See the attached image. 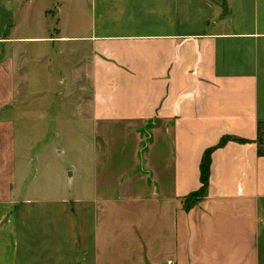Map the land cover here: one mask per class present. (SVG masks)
Listing matches in <instances>:
<instances>
[{
    "label": "crops",
    "instance_id": "0c3cea01",
    "mask_svg": "<svg viewBox=\"0 0 264 264\" xmlns=\"http://www.w3.org/2000/svg\"><path fill=\"white\" fill-rule=\"evenodd\" d=\"M223 1L0 0V264H264V0Z\"/></svg>",
    "mask_w": 264,
    "mask_h": 264
},
{
    "label": "trees",
    "instance_id": "16d2710c",
    "mask_svg": "<svg viewBox=\"0 0 264 264\" xmlns=\"http://www.w3.org/2000/svg\"><path fill=\"white\" fill-rule=\"evenodd\" d=\"M218 4H220L223 12L227 9L226 3L223 0H215ZM225 15V13H224ZM227 137H223L218 147H221L226 142ZM257 143L258 145H262L264 143V123L258 124L257 127ZM211 152L212 149H208L204 152L201 161H200V187L198 190L188 194L184 197V204L185 206H191L197 204L201 201L207 193V185H208V178H209V170H210V162H211ZM259 155H263L261 150H258Z\"/></svg>",
    "mask_w": 264,
    "mask_h": 264
},
{
    "label": "rangeland",
    "instance_id": "374dc122",
    "mask_svg": "<svg viewBox=\"0 0 264 264\" xmlns=\"http://www.w3.org/2000/svg\"><path fill=\"white\" fill-rule=\"evenodd\" d=\"M87 1V0H86ZM69 8L70 7H72L73 6V3L72 2H69L68 4H66ZM84 4H83V0H82V7H81V5L79 4V6L81 7V9H82V13H83V10H84V12H85V10H87V5L85 4L84 6H83ZM40 6V5H39ZM49 10H55V6H52V5H50L49 6ZM84 24H85V20L83 21V23H82V26L81 27H83L84 26ZM58 79L55 77L54 78V80L52 81V85L50 86V88H51V92H53V94H51L50 96L48 95V97L46 98V101L45 102H36V107H37V105H43V107L44 106H46L47 107V110H48V114L50 115L49 116V121H51L50 122V125L51 126H53V122H52V116L53 115H55V110H56V108H57V104H58V100H59V97L56 95V93H59L62 89H63V87H62V85H58ZM56 83V84H55ZM44 109H46L45 107H44ZM51 119V120H50ZM69 141L71 142H73V137H72V134H71V136H69ZM29 142H33V139H32V135L30 136L29 135Z\"/></svg>",
    "mask_w": 264,
    "mask_h": 264
}]
</instances>
